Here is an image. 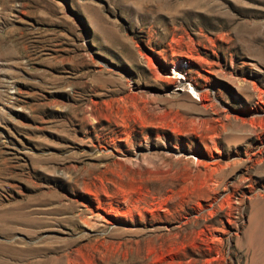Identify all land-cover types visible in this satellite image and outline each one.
Instances as JSON below:
<instances>
[{
    "label": "rangeland",
    "instance_id": "374dc122",
    "mask_svg": "<svg viewBox=\"0 0 264 264\" xmlns=\"http://www.w3.org/2000/svg\"><path fill=\"white\" fill-rule=\"evenodd\" d=\"M2 248L264 264V0H0Z\"/></svg>",
    "mask_w": 264,
    "mask_h": 264
},
{
    "label": "bare ground",
    "instance_id": "6f19581e",
    "mask_svg": "<svg viewBox=\"0 0 264 264\" xmlns=\"http://www.w3.org/2000/svg\"><path fill=\"white\" fill-rule=\"evenodd\" d=\"M8 49H9L8 47H7V48L5 47V53H6V54L10 53V51H11V50L8 51ZM3 54H4V53H3ZM10 245H11V244H10ZM2 249H3V250L0 251V264H9V262L5 259V257L2 256V254L6 255V257H7L8 255H13V254H8V253H7V250H6L5 248H2ZM14 252H15V251H14ZM15 253H16V252H15Z\"/></svg>",
    "mask_w": 264,
    "mask_h": 264
}]
</instances>
